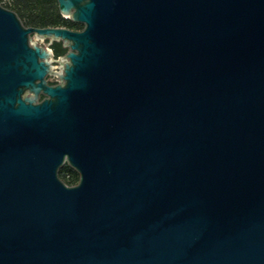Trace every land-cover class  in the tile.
I'll list each match as a JSON object with an SVG mask.
<instances>
[{"label": "water", "instance_id": "water-1", "mask_svg": "<svg viewBox=\"0 0 264 264\" xmlns=\"http://www.w3.org/2000/svg\"><path fill=\"white\" fill-rule=\"evenodd\" d=\"M56 2L0 3V264H264V0Z\"/></svg>", "mask_w": 264, "mask_h": 264}, {"label": "trees", "instance_id": "trees-1", "mask_svg": "<svg viewBox=\"0 0 264 264\" xmlns=\"http://www.w3.org/2000/svg\"><path fill=\"white\" fill-rule=\"evenodd\" d=\"M55 2L56 0H13L11 5H2L15 11L26 26H63L80 30L82 24L74 22L68 17L61 16ZM25 15L28 16L26 23L23 22ZM65 50V47H59L57 54ZM49 82L55 83L56 81ZM42 97L43 95L41 94L40 98ZM66 173L69 175L68 177H66ZM58 176L68 185L75 184L78 180V173L66 163L59 169Z\"/></svg>", "mask_w": 264, "mask_h": 264}, {"label": "flooded vegetation", "instance_id": "flooded-vegetation-1", "mask_svg": "<svg viewBox=\"0 0 264 264\" xmlns=\"http://www.w3.org/2000/svg\"><path fill=\"white\" fill-rule=\"evenodd\" d=\"M49 45H50V48H51V50H52L53 58H54V59H57L59 56L65 54V53L67 52V48H66V50H65L64 52L57 54V50H58V48H59V47H60V48H61V47H64L61 41H51V42L49 41ZM56 54H57V55H56ZM54 65L57 66V65H58V62H54ZM48 77H49V76H47V79H48ZM48 83H50L49 80H48ZM50 84H52V83H50Z\"/></svg>", "mask_w": 264, "mask_h": 264}, {"label": "rangeland", "instance_id": "rangeland-1", "mask_svg": "<svg viewBox=\"0 0 264 264\" xmlns=\"http://www.w3.org/2000/svg\"><path fill=\"white\" fill-rule=\"evenodd\" d=\"M12 2H13V0H10V4H8V5H11ZM55 5L57 6V2H55ZM27 17H28L27 15L24 16V18H23L24 21L23 22L26 23ZM32 39L35 40L37 42V44H40V45H42L44 47L50 48L49 40L48 39L41 40V39L36 38L34 35H32ZM48 80L54 82V81H56V78L55 77H52V76H49L48 77ZM68 176L69 175L66 173V177H68Z\"/></svg>", "mask_w": 264, "mask_h": 264}, {"label": "built area", "instance_id": "built-area-1", "mask_svg": "<svg viewBox=\"0 0 264 264\" xmlns=\"http://www.w3.org/2000/svg\"><path fill=\"white\" fill-rule=\"evenodd\" d=\"M1 4L8 5L10 4V0H0Z\"/></svg>", "mask_w": 264, "mask_h": 264}]
</instances>
